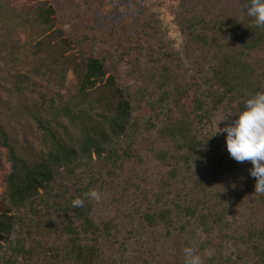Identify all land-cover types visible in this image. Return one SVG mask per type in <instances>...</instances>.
Here are the masks:
<instances>
[{"label":"trees","instance_id":"1","mask_svg":"<svg viewBox=\"0 0 264 264\" xmlns=\"http://www.w3.org/2000/svg\"><path fill=\"white\" fill-rule=\"evenodd\" d=\"M100 2L0 0V264H159L129 247L143 231L172 243L167 264H185L186 247L203 264H264L263 198L254 177L248 193L219 184L236 160L212 130L264 91L249 0H178L184 52L155 16L139 8L126 23L93 13ZM90 189L131 201L128 213L94 218Z\"/></svg>","mask_w":264,"mask_h":264},{"label":"rangeland","instance_id":"2","mask_svg":"<svg viewBox=\"0 0 264 264\" xmlns=\"http://www.w3.org/2000/svg\"><path fill=\"white\" fill-rule=\"evenodd\" d=\"M12 1L14 6L17 8V11L21 8H27L28 6H36L38 2L43 4H50L51 0H8ZM97 7V6H96ZM94 7L93 13H97L100 16H106L111 17L114 14H126L129 15L125 19L126 23L131 22L130 16L138 10L139 8L143 9L147 13L155 16L161 25L162 30L165 32L166 39L170 42L171 46L178 52H184L185 50V42L184 39L181 37L180 32L175 25L174 22V16L176 11L179 7L178 0H101L100 7ZM4 19V18H3ZM0 17V28L3 26L2 20ZM72 28L64 24L63 26V32L65 34L69 32ZM12 32V31H11ZM16 36L13 37L14 40L19 41L20 44H22L25 41L26 38V30L19 29L17 30ZM30 59L25 55H19L16 56V63L17 66L22 67L23 69H28V62ZM75 79L72 74H69L66 87L73 89L75 86ZM220 118H217L213 123V133L214 137H217V140L223 141L225 132H219L220 129L218 128H224L223 124L224 122H219ZM218 123V124H217ZM217 125V127H216ZM247 161L244 162H235L233 164H224L223 167H221V171H218V175L220 179H218L219 184H223L226 187L230 188V190L233 191H244L245 193L249 192V185L251 182L250 180L253 177H248L247 175ZM2 177L3 173L0 172V196L2 194ZM101 200L95 201V208L93 212L94 218H100V217H107V216H116L118 215L120 218L121 212L117 211V208H120L119 210L123 211L125 214L128 213L129 207L131 205V201L126 203H117L112 200V196L110 194H103L101 193ZM119 197V194L115 196ZM260 200L263 198L262 202H259L260 204L264 205V195H259L254 197L256 200ZM133 199V198H132ZM259 206V205H257ZM25 215L23 211L21 212H15V215L17 217H22V215ZM137 220V219H136ZM135 220V223L133 225H137V221ZM132 226V224H125V227H123V230L127 229V227ZM142 237L137 238L140 239V244L135 245L132 242L130 243V249L133 247H138V250H153V256H157L155 259L158 260L159 264H167V262L172 260V251L173 246L172 243L167 240L166 238L162 237L158 232H151L150 234H147L146 231L142 232ZM126 237L125 234L121 236V239ZM137 250V251H138ZM134 253L135 252H131ZM145 254V253H144ZM146 257V254H145Z\"/></svg>","mask_w":264,"mask_h":264},{"label":"clouds","instance_id":"3","mask_svg":"<svg viewBox=\"0 0 264 264\" xmlns=\"http://www.w3.org/2000/svg\"><path fill=\"white\" fill-rule=\"evenodd\" d=\"M245 8L246 14L254 18L255 26L264 27V0H249ZM235 116L237 118L224 128H218L217 125L216 127L220 129L219 132L227 134L226 148L231 158L237 162H251L249 174L255 178L254 192L264 195V91L246 99L243 110ZM83 195L95 201L102 198L100 191L96 189H90ZM72 206L83 207L84 199L76 197ZM183 251L185 264H203L201 256L196 254L192 247H186Z\"/></svg>","mask_w":264,"mask_h":264}]
</instances>
